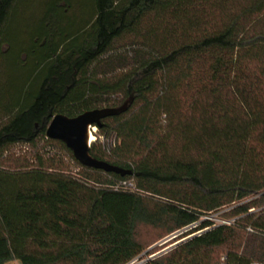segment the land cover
I'll return each instance as SVG.
<instances>
[{"label": "trees", "instance_id": "trees-1", "mask_svg": "<svg viewBox=\"0 0 264 264\" xmlns=\"http://www.w3.org/2000/svg\"><path fill=\"white\" fill-rule=\"evenodd\" d=\"M25 2L0 0V64L34 62L26 86L50 72L15 100L0 93V264H220L221 249L222 264H264V0H48L20 45ZM123 41L124 70L97 78L90 67L113 65ZM113 97L128 108L102 121L112 141L90 154L124 176L83 167L46 137L53 116ZM41 140L80 170L46 148L29 165L5 159ZM222 210L230 224L205 219ZM191 226L142 256L140 227L161 240Z\"/></svg>", "mask_w": 264, "mask_h": 264}, {"label": "rangeland", "instance_id": "rangeland-1", "mask_svg": "<svg viewBox=\"0 0 264 264\" xmlns=\"http://www.w3.org/2000/svg\"><path fill=\"white\" fill-rule=\"evenodd\" d=\"M25 4L23 5V9L20 10L14 25H13V36L16 41L24 42L23 44L20 43V45L26 44L25 41L29 39V36L33 34L34 32L37 33V31H40V24L38 23V18L40 17V12L43 11L48 6V0L45 2V0H25ZM125 42V43H124ZM128 41L120 42L115 48H116V54H112L113 59V65H109L108 63V56L104 57L103 59H100L98 62L95 63L94 66L90 67V71L94 72L95 76L97 78H112L115 77L117 74H121L122 70H124V64L126 61H128L127 52L132 51V47L129 44ZM117 55L118 58L125 59L123 62L122 60H117L115 57ZM10 65H7V64ZM8 63L5 61V63L0 64V93L4 97H11L14 100L20 96V92L24 90V87L26 90L30 89V91H35L38 87L39 83L42 81L43 78H45L49 72L50 67L46 65L43 70L41 71L39 77L37 79L30 80V83L26 86V82L29 81V77L31 75L32 70L34 69V62L30 63L25 68H14V60L8 61ZM32 83V84H31ZM124 101H122L119 97H113L107 99L106 102L99 105L98 108H112V107H119L123 105ZM96 128V133L94 135L95 141L98 140L99 145H104L107 142L110 143L112 139H109L108 141L104 137L102 133L98 131V128ZM94 141V142H95ZM39 148V149H38ZM44 148H46V151H48V155L50 156H56L58 160L62 161L63 164L67 167H69L70 170H73L74 172H77L80 170V166L76 164V162L73 160L71 155L63 150L61 146L59 145H51L47 144V140H41L38 143V147L35 148L31 144L23 143L19 145H15L13 147H10L9 150L6 152L5 159L10 163H16L20 165H29L33 163V160L36 155V151H44ZM47 155V156H48ZM227 212L226 210H222L221 212H217L208 218L213 220L216 224H222L223 222L230 223L228 221H225L224 218H222V215ZM193 228V227H192ZM190 230V229H189ZM188 231V230H187ZM187 231H179L178 233H175L173 235H170L168 237H165L161 240L159 239L160 232L152 229L150 227H140L138 229V239L145 245L148 246V248L143 253V257H146L149 254L152 253H159L162 252L168 248H171L172 246L176 245L177 243H180L184 240H186L189 237H192L194 235L188 236L186 238L181 239ZM184 234V235H183ZM198 234V233H196ZM219 263H224V252L223 250H219ZM138 262H134V264H137ZM8 264H20L19 262H10Z\"/></svg>", "mask_w": 264, "mask_h": 264}, {"label": "water", "instance_id": "water-1", "mask_svg": "<svg viewBox=\"0 0 264 264\" xmlns=\"http://www.w3.org/2000/svg\"><path fill=\"white\" fill-rule=\"evenodd\" d=\"M127 108V104H124L118 108H101L86 111L76 117H68L63 114L55 115L52 117L46 130V137L50 140L60 141L65 144V146L72 152L75 160L83 167L101 170L106 173H117L123 176L130 174V172L119 169L107 162L97 160L90 154V148L92 145V142L90 141V128L101 127L103 120L118 116L124 113ZM180 243H177L171 248H168L151 258L166 253Z\"/></svg>", "mask_w": 264, "mask_h": 264}, {"label": "built area", "instance_id": "built-area-1", "mask_svg": "<svg viewBox=\"0 0 264 264\" xmlns=\"http://www.w3.org/2000/svg\"><path fill=\"white\" fill-rule=\"evenodd\" d=\"M95 134L96 133V128L95 127H92L90 128V134ZM96 140V139H95ZM126 185V184H125ZM129 186H132V184H130ZM222 224H230V223H227V222H223ZM196 226V225H195ZM195 226H191V227H188V228H185L183 229L182 231H189V229H192V227L194 228ZM199 234V233H198ZM190 238V237H189Z\"/></svg>", "mask_w": 264, "mask_h": 264}, {"label": "bare ground", "instance_id": "bare-ground-1", "mask_svg": "<svg viewBox=\"0 0 264 264\" xmlns=\"http://www.w3.org/2000/svg\"><path fill=\"white\" fill-rule=\"evenodd\" d=\"M90 141H91L92 143L95 141V138H94V135H93V134H91Z\"/></svg>", "mask_w": 264, "mask_h": 264}]
</instances>
